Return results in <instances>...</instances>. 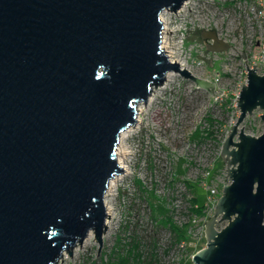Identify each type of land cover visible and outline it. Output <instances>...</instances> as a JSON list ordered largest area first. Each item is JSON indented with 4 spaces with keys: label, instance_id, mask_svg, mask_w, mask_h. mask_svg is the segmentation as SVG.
<instances>
[{
    "label": "water",
    "instance_id": "1",
    "mask_svg": "<svg viewBox=\"0 0 264 264\" xmlns=\"http://www.w3.org/2000/svg\"><path fill=\"white\" fill-rule=\"evenodd\" d=\"M183 1L0 0V264H56L90 231L98 251L104 195L122 171L119 134L135 123L136 104L171 71L213 94V81L161 46L160 14ZM201 36L209 50L227 46L214 31ZM235 105L220 149L228 182L192 264H264V129L239 127L264 110L255 64Z\"/></svg>",
    "mask_w": 264,
    "mask_h": 264
},
{
    "label": "rangeland",
    "instance_id": "2",
    "mask_svg": "<svg viewBox=\"0 0 264 264\" xmlns=\"http://www.w3.org/2000/svg\"><path fill=\"white\" fill-rule=\"evenodd\" d=\"M165 16H169L172 29L165 35L178 58L198 77L213 81L220 76L223 98L214 102L207 90L175 71L168 81L152 86L151 99L137 103L145 109L142 121L131 127L123 140L128 151L126 169L104 197L111 215L106 217L109 226L102 233L100 249L97 251L99 243L91 232L80 245L76 243L71 256L64 251L56 264H103L116 256L113 254H125L134 241L144 260L153 252L155 264H180L179 244H173L168 228L154 219L164 213L178 225L190 221L191 237L186 241L184 261L191 262L189 255L205 244L198 240L201 221L188 210L189 198L196 193L198 202L203 203L205 183L221 186L225 181L220 149L239 114L235 95L245 82L246 64H256L257 72H264L260 60L264 55V0H187L182 10H168ZM210 31L227 43L225 49L206 48L212 40L203 38L201 32ZM263 112L256 107L239 127L258 136L264 129L259 115ZM185 181L194 184L193 188L189 189ZM149 199L154 202L155 216ZM212 213L206 211L202 222ZM225 224L226 220H221L216 227Z\"/></svg>",
    "mask_w": 264,
    "mask_h": 264
},
{
    "label": "trees",
    "instance_id": "3",
    "mask_svg": "<svg viewBox=\"0 0 264 264\" xmlns=\"http://www.w3.org/2000/svg\"><path fill=\"white\" fill-rule=\"evenodd\" d=\"M210 133V132H209ZM208 133V134H209ZM137 184L141 183L139 180H136ZM186 186L189 189H192L194 184H192L189 181H185ZM147 193V189H145ZM144 191V190H143ZM150 193V196H155L153 191H148ZM189 204L188 210L190 213L196 214V215H203V204L199 203L197 200L196 193H193L192 196L189 198ZM149 205L152 209V214L155 210L154 202L149 199ZM154 215V214H153ZM155 216V215H154ZM155 221L159 225H163L168 228L170 233V238L173 244H178L182 240H187L189 238L187 234V227L189 225V222L182 223L178 225L172 217L168 213H164L160 216L154 217ZM202 242H205V238H202ZM138 242L134 241L131 242L129 247L126 249L125 254L116 253L113 255H116L114 257H111L110 260L105 261L103 264H155L156 261V255L151 252L150 257L146 260H144L141 257V252L138 251ZM183 264H191L189 261H183Z\"/></svg>",
    "mask_w": 264,
    "mask_h": 264
},
{
    "label": "bare ground",
    "instance_id": "4",
    "mask_svg": "<svg viewBox=\"0 0 264 264\" xmlns=\"http://www.w3.org/2000/svg\"><path fill=\"white\" fill-rule=\"evenodd\" d=\"M186 4H187V0H184L182 5H181V7L178 10L179 11L182 10V8H184L186 6ZM168 19H169V16H165V12L160 14V20H161V22L163 24V27H162L163 35H162V40H161V46H162L164 52L166 53L167 57L171 61H174V59H175V62H178L180 67H182V68L184 67V68L187 69V66H186L185 62L181 61L178 58L177 51L171 45V43L169 41V38L166 37V35H164L166 32L172 31V29L168 25ZM170 73L171 72L167 73L166 81L169 80L168 78L170 76ZM151 95H152V93H151ZM151 95H149V97H148L149 100L151 99ZM135 109H136V116H135L136 121H135L134 124L129 125L126 129H124L123 131L120 132L119 141H118V144H117V147H116L117 162L120 165V167H122V171L120 172L121 174L126 169V157H127L126 155L128 154V151L126 150V147L123 144V140L129 135L128 132L131 131V127H134V125L139 124L142 121L141 116L144 115V111H145L144 107L141 106V103L137 104ZM120 173L116 174L112 178H110V180L108 182V186H107L106 192L111 190L113 187L116 186V182H117V180H118V178L120 176ZM106 195H107V193H105L104 197ZM104 204H105L106 212L108 213L107 215H109V217H110V215H111V207L107 205V200L106 199H104ZM105 222H106V228H105V230H106L107 227L109 226V219H106ZM90 235H91V231L88 232V234L86 235V237L83 240L88 239ZM75 246H76V244L71 248V251L75 249ZM63 256H64V254H62L61 257H63Z\"/></svg>",
    "mask_w": 264,
    "mask_h": 264
},
{
    "label": "built area",
    "instance_id": "5",
    "mask_svg": "<svg viewBox=\"0 0 264 264\" xmlns=\"http://www.w3.org/2000/svg\"><path fill=\"white\" fill-rule=\"evenodd\" d=\"M178 9H176V10H178ZM168 10H170V9H166V10L162 11L161 13H164V12H166ZM162 27H163V24H162ZM162 31H163V29L161 30V40H162V35H163ZM263 57H264V55L261 56V59L260 60H261V62L264 63V58ZM255 66H256V64H255ZM256 69H257V67H256ZM245 80H246V70H245ZM165 81H166V79H165ZM213 82H214V92H213L212 95L211 94L210 95L213 98V101L214 102L215 101H220V100H222V98H223L222 96H223V93H224V88L221 87L223 80H222V78L220 76H218V77H215L213 79ZM241 86L242 85L240 84L239 85V88H238L239 90H240ZM239 90H238V92H239ZM238 92H237V94H238ZM236 95H235V99H236ZM209 174H210V169L207 170V173H206L205 177L207 178L209 176ZM211 180H213V179L211 178L209 181H211ZM227 182H228V177H227V173H226L225 181L222 182L221 186H219L217 182L216 183H213V182L205 183V199H204V201L202 203L203 204V208H202L203 215H196V214L191 213L192 215L199 217L200 218V221H201V223L198 224V227L200 228V234H199L198 240L201 239V241H202V238L204 237V227H203L204 223L202 221H203V218L206 216V211L214 210L215 204H216L217 199H218V197H219V195L221 193L222 187ZM187 222H189V225H190V221H187ZM189 225L187 227V234H188V236L190 238L191 236H190V233H189V229H190L189 228L190 227ZM187 240H182L181 242L178 243L179 246H180V248H181L180 249V255H179L180 264H183L182 260L184 261L186 259V257H187V247H186V245H187L186 244V241ZM191 255H189V256L191 257Z\"/></svg>",
    "mask_w": 264,
    "mask_h": 264
}]
</instances>
